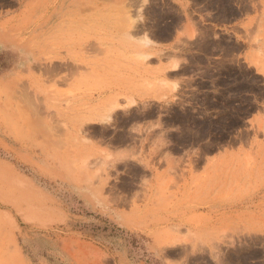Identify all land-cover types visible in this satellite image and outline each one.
I'll use <instances>...</instances> for the list:
<instances>
[{
  "label": "rangeland",
  "instance_id": "obj_1",
  "mask_svg": "<svg viewBox=\"0 0 264 264\" xmlns=\"http://www.w3.org/2000/svg\"><path fill=\"white\" fill-rule=\"evenodd\" d=\"M175 2L0 22V264H264V0Z\"/></svg>",
  "mask_w": 264,
  "mask_h": 264
},
{
  "label": "crops",
  "instance_id": "obj_2",
  "mask_svg": "<svg viewBox=\"0 0 264 264\" xmlns=\"http://www.w3.org/2000/svg\"><path fill=\"white\" fill-rule=\"evenodd\" d=\"M15 2L16 4L14 6H1L0 3V22H6V21H16V19L18 20L19 23H33L35 20H37V18H34L35 12L34 9L31 6V3L33 2V0H10ZM174 3H177V7L180 6V4L178 2H175V0H171ZM42 16H44V14H47L48 11V7H45V11H44V7H42ZM194 11H192L191 13L193 14ZM44 21V20H43ZM194 21L195 24H197L198 20H192ZM217 26H215L216 28ZM189 30V25L187 23V20L184 23V27H183V31H187ZM23 38V37H27V35H18L17 38ZM5 46H7V48L9 50H11V52L13 51H17L18 54H30L29 48H23L22 45H18L16 50L12 49L11 45L12 43H4ZM22 49V50H21ZM158 49V48H157ZM33 53V52H31ZM152 259V264H169L168 262H166V260L158 255H155V257L150 258L149 263L151 262ZM128 264H145V261H142L140 259V257H136V259H128L127 260Z\"/></svg>",
  "mask_w": 264,
  "mask_h": 264
}]
</instances>
